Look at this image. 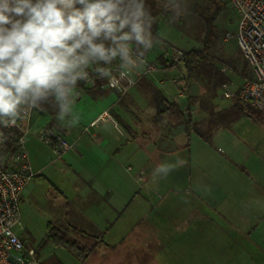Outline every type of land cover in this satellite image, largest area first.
<instances>
[{"label": "rangeland", "instance_id": "rangeland-1", "mask_svg": "<svg viewBox=\"0 0 264 264\" xmlns=\"http://www.w3.org/2000/svg\"><path fill=\"white\" fill-rule=\"evenodd\" d=\"M222 1L226 7L219 12L215 20L217 41L211 49V54L230 81L226 86L214 92L211 88L206 87L205 83L191 78V92L186 96H182L177 86L171 81L172 94L179 99L177 103L184 110L185 116H190L192 119L191 125L195 129L190 131V135L194 150H197L199 142L204 140L207 143H203L208 146L210 151H213L217 145L221 147V156L218 159L219 171L224 177L225 175L228 177L229 172L234 173L233 181L235 183L233 184L245 195L247 193L246 197L243 194L242 199H238L240 205L237 207L239 211L236 216L254 218L255 226L258 227H255L252 236L256 238L255 242L260 247L252 249L254 252L252 256L256 264H264V198H260L264 188V113L249 104L237 102L234 97L226 96L228 90L237 92L244 78L234 72L228 62L235 59L238 71H241L244 58L236 38L233 36L237 30L238 14L231 8L227 0ZM167 2L168 0H158L159 7L163 8V12L158 17L159 40L145 56L149 62L158 63L156 57L160 52H165L167 57H170L175 51L186 52L202 46L201 41L204 37L206 24L194 12V7L196 5L208 7L210 0H176L179 5L178 15L177 10L164 7ZM165 10L172 12V18L169 19L166 16ZM229 34L232 37H228ZM180 67L179 65L178 68L173 69L171 75L167 73L168 77L175 78L181 71ZM141 70H143L142 66L132 75H136ZM140 83L144 87L142 89L146 91L144 93L141 90L143 94L140 97V104L141 107L143 106V112L137 111L135 107L133 110L128 108L129 111L121 108V112L129 123V128L132 129L131 126H133L140 135L137 145L141 146L142 150H139V156H142L146 163L150 161L152 156L150 153L153 148L158 145V142L162 144L163 138L160 141L156 138V125L153 121L155 106L151 99L152 94L149 86L146 87L147 84L143 81ZM150 83L152 85V82ZM145 84L146 86H144ZM81 94V96H77L80 98L77 100L76 106L83 109L86 101L91 98L83 94V91ZM187 110L190 112L189 114L186 113ZM135 118L143 120L142 125L135 127L134 124L138 123ZM166 119L178 120L180 118L176 113H172ZM36 121L38 125L53 124L56 126L59 120L57 113L52 118L39 109ZM165 133L167 132H162V134ZM28 146L32 161L33 153L30 144ZM237 148L253 153L256 164H242L238 161L239 159L233 153ZM155 153L157 152L155 151ZM155 153L153 157L160 160L159 155ZM53 154L51 152L50 155L48 154L50 160H55L58 157L56 153ZM184 155L185 153L180 157H167V164H175ZM117 157L121 165H118L119 173L115 176L118 179L113 184L115 189L112 188L110 193L113 194L114 207L117 210L113 212L112 217H107L106 221L96 222L94 217H65L66 200L63 196L58 195L55 185L61 183L63 175H59L57 171L52 173L53 184L38 175L35 178L39 184L36 189H33L31 196L25 195L23 192L20 200L22 227L18 230V234L27 248H33L38 253L42 263L154 264L153 245L151 242L149 246L148 242L146 244V241H150L152 238V233L139 234L140 230L131 225L134 217H189L191 213L193 215L196 213L185 210L187 203L185 201L189 199L186 191L189 173L184 165L171 171L167 178L158 177L154 182L152 176L154 169L151 170L147 166L148 169L140 173L138 164L124 156L117 155ZM128 166H131V171L127 170ZM241 172L246 176L242 175L238 181L235 175H240ZM140 174L144 178L142 181L137 179ZM81 176L85 175L81 173ZM120 186L124 187H122V193H120ZM30 187L28 188L30 189ZM237 194L242 196L241 193ZM262 195L264 197V193ZM80 208L78 206L79 210ZM75 210L78 212L73 206L72 213ZM74 218L80 221L79 224H82L85 229H92V232L78 228L76 223H72ZM92 223L100 226L102 237L94 235ZM50 228L60 231L68 241L75 244V249L70 250L55 245L48 237ZM110 246L116 247L111 248Z\"/></svg>", "mask_w": 264, "mask_h": 264}, {"label": "crops", "instance_id": "crops-1", "mask_svg": "<svg viewBox=\"0 0 264 264\" xmlns=\"http://www.w3.org/2000/svg\"><path fill=\"white\" fill-rule=\"evenodd\" d=\"M158 40L159 35L155 42ZM156 60L158 61V56ZM171 72L172 70L161 69L154 75L145 76L144 80L152 82L170 100L178 102L179 99L172 94L173 79L167 75V73L171 75ZM103 85L99 89L95 88L97 90L94 93L83 92L91 98L86 101L83 109L76 106L80 98L76 97L73 113L80 117L77 125L69 127L67 119L59 120L56 124L68 139L76 140L74 150L61 158L50 160L48 154L50 155V152L55 154V151L40 142L35 133L28 142L33 153L30 161L34 169L40 171L39 175L52 184L54 171L63 175L61 183L55 185L58 195L66 200L65 217H94L96 222L106 221L107 217H112L117 208L114 207L113 194L110 193L112 188L115 189L113 184L118 180L115 176L119 173L118 165H121L117 155L138 164V171L141 173L145 169L152 170L160 164H167L166 158L169 156L180 157L185 153L179 159L186 161L184 167L189 173L186 183L189 199L186 200L185 210L196 213L194 215L191 213L189 217H134L131 223L140 230L139 234L152 233V240L146 241V244L148 242L149 246L151 242L153 245L154 264H256L252 249H258L260 246L256 244V238L252 235L258 226H255L253 217L236 216L239 211L237 207L240 205L238 199H242L243 194L246 197L247 193L245 195L233 184L234 173L229 172V176L224 177L219 171L221 147L217 145L210 151L203 143H207L204 140L200 141L197 150H194L190 132L186 130L183 119L165 118L156 125V138L158 141L163 138V142L162 144L158 142L151 153L149 152L152 156L146 164L143 157L139 156V150H142V147L137 145L140 135L133 126L132 129L129 128V123L121 112L122 109L133 110L134 107L137 111L143 112L140 97L142 92L146 91L142 89L144 88L142 83L139 82L121 98L114 90ZM180 109L184 112L182 108ZM154 110L156 113V109ZM105 111H108L109 117L93 125ZM135 119L138 122L134 124L135 127L142 125L143 120ZM85 127H89L90 133L94 136L85 132ZM165 131L167 133L162 134ZM154 153L159 155L160 160L153 157ZM233 153L242 164H256L255 155L251 152L237 148ZM81 173L85 176L82 177ZM239 174L235 175L238 181L242 175L246 176L243 172ZM38 184L37 178L33 179L24 194L31 196ZM122 187L120 186V193L124 188ZM262 191L261 199L264 198L262 195L264 188ZM237 193H241L242 196ZM73 206L78 212L75 210L72 213ZM78 206L81 207L80 210ZM72 223H76L75 225L84 231L92 232V229H85L79 224L80 221L76 218ZM93 229L95 236L102 237L99 225L93 224Z\"/></svg>", "mask_w": 264, "mask_h": 264}, {"label": "clouds", "instance_id": "clouds-1", "mask_svg": "<svg viewBox=\"0 0 264 264\" xmlns=\"http://www.w3.org/2000/svg\"><path fill=\"white\" fill-rule=\"evenodd\" d=\"M164 7L179 14L176 0ZM153 22L146 0H0V126H18L50 100L58 120L77 125L78 84L94 74L134 85L142 50L153 46ZM185 163L158 165L153 181Z\"/></svg>", "mask_w": 264, "mask_h": 264}, {"label": "built area", "instance_id": "built-area-1", "mask_svg": "<svg viewBox=\"0 0 264 264\" xmlns=\"http://www.w3.org/2000/svg\"><path fill=\"white\" fill-rule=\"evenodd\" d=\"M227 1L238 14L237 30L233 36L248 64L249 76L243 78L237 92L228 90L226 96L234 97L264 113V0ZM228 37L232 35L229 34ZM183 56V51H175L170 59L182 67ZM141 59L143 70L132 75L135 80L134 85L129 86L126 81H121L120 85L112 86L107 80L103 87L114 90L121 97L140 79L161 70L158 63L149 62L143 56ZM117 64L118 61L111 66L114 72ZM180 70V73L173 78V83L180 94L186 96L187 81L184 72ZM85 83L87 85L93 83L92 75L91 80ZM77 91L80 95L83 90ZM38 111L39 107L32 109L23 120L18 122V126H0V264H43L38 253L33 248H27L18 234V230L22 227L20 212L22 194L28 184L40 174L30 161L28 148L30 137L35 133L40 142L55 151L58 158L76 147V140L68 139L62 131L49 124L38 126L36 121ZM108 117L109 113L105 111L93 125ZM84 131L90 133L89 127H85ZM127 170L131 171V167H127ZM137 179L142 181L143 175H138Z\"/></svg>", "mask_w": 264, "mask_h": 264}, {"label": "trees", "instance_id": "trees-1", "mask_svg": "<svg viewBox=\"0 0 264 264\" xmlns=\"http://www.w3.org/2000/svg\"><path fill=\"white\" fill-rule=\"evenodd\" d=\"M146 4L151 11L154 21L151 31L153 41L155 42L159 32L158 17L163 12V8L159 7L158 0H146ZM225 7L226 5L222 0H210V4L208 5V7L202 5H196L194 7V12L204 20L206 28L204 29V37L201 41L202 46L184 52V56L182 58L183 65L181 69L184 72L187 81L188 95L191 92V78L205 83L206 87L211 88L214 92L226 86L230 81V78L226 75V73L222 71L220 65L216 63L215 57L211 54V49L215 46L217 41L215 20L219 12L222 11V9ZM165 11L166 16L169 19L172 18V12L170 10ZM132 47L135 48V45H132ZM149 50L150 49L142 50V56L145 57L148 54ZM228 63L234 72L239 73V76H249V68L245 59L243 63V69L241 71H238V66L235 59H231ZM158 64L160 65L161 69L165 70H173L176 67L178 68V65L174 63L170 59V57H167V54L165 52L159 53ZM91 75L93 77V83L91 85H87L85 82H80L76 90L81 89L84 92L94 93L95 90L99 89L101 85H103L107 81V79L96 78L94 74ZM142 81L147 84V86L146 84L144 86H149L152 94V101L156 109L153 120L155 125L161 123L167 116L172 115V113H176L179 118L183 119V122L186 124L187 131L190 132L191 130L195 129L191 125V117L185 116V113L181 111L177 102L170 100L162 92V90L158 89L153 84L151 85V83L149 84L148 81H145L144 77L139 80V82ZM237 102L240 101L237 100ZM189 108H191L190 105ZM39 109L50 115L52 118L55 117L56 113L58 112V109L55 106L54 101L52 100L47 103L41 104L39 106ZM188 110L187 114L190 113H188ZM50 126L61 131L57 126L53 124H51ZM48 237L57 246H63L70 250L75 249V244L68 241L65 236L62 235L57 229L54 230L50 228Z\"/></svg>", "mask_w": 264, "mask_h": 264}]
</instances>
